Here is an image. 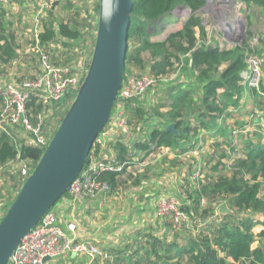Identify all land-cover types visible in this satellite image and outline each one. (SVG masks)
Wrapping results in <instances>:
<instances>
[{"label":"trees","instance_id":"trees-1","mask_svg":"<svg viewBox=\"0 0 264 264\" xmlns=\"http://www.w3.org/2000/svg\"><path fill=\"white\" fill-rule=\"evenodd\" d=\"M17 1L7 0L6 5L0 4V73L19 87L25 77L38 70L39 61L24 51L27 40L23 36L19 39L7 20L13 10L10 9L11 3ZM98 1L93 0L91 4L96 14ZM238 1L247 9L260 8L264 16V0ZM205 3L206 0H132L123 79L131 64L139 68L138 72L155 78V101L125 99L127 131L118 130V135L107 139L105 146L100 145L97 138L108 126L109 119L93 142L84 166L88 165L92 153L105 162L113 163L114 159L123 164L121 171L93 173L97 180L109 185L110 193H114L118 191L121 175L131 160L128 141L133 134V148L146 154L162 147L175 150L177 155L198 148L201 150L200 159L188 154L191 159L187 163V177L196 182L193 185L187 180L188 187L183 188L185 198L182 205L188 222L191 221V226L186 222L184 227L188 234L176 236L178 231L174 228L170 229L174 233L170 236L141 230L142 236L149 241L146 246L140 245L130 252V242L122 248L98 247L109 255H96L92 264H142L143 256L146 257L145 264H264V126L259 120L262 131H245L242 127L246 122L242 124L234 120L233 113V109L241 105L245 87L252 90L256 107L264 106V82L261 80L260 89L255 90L245 84L241 76L247 67L245 52L249 50L251 31L248 30L246 39L231 47H221L215 41L211 43L198 14ZM178 6L190 9L181 28L169 32L164 39H152L162 33L166 25L175 24L173 13ZM87 9V0H81L79 4L55 0L47 10L40 40L41 43L59 44L58 50L51 54L55 65L73 67L78 63L80 44L91 27ZM54 11L61 12L60 20L55 18ZM259 43L263 47L259 54L264 57V37ZM143 53L149 55L148 60ZM17 60L21 61L18 66L14 65ZM9 69H15L16 74L8 75ZM66 98L64 100L68 103L59 115L57 125L73 96ZM58 105L42 104L33 95L28 101L30 113H43L45 119L56 113V110L49 113L47 109ZM113 109L114 106L111 116ZM171 122L175 124V134L165 130ZM142 123L145 129L141 128ZM237 128L240 131L232 134ZM14 133V130L9 134L0 133V219L25 180L19 164L27 165L30 173L44 149L26 144L16 147ZM208 142L212 144L209 146ZM240 142L243 143L241 153H236ZM197 169L200 174L204 171L205 174L211 172V175L205 179L202 176L192 178ZM65 195L68 193L60 198ZM88 197L91 196L83 199ZM202 199H205L203 205ZM221 204L225 205L227 212L217 211ZM255 225L261 226L260 231H253Z\"/></svg>","mask_w":264,"mask_h":264},{"label":"built area","instance_id":"built-area-1","mask_svg":"<svg viewBox=\"0 0 264 264\" xmlns=\"http://www.w3.org/2000/svg\"><path fill=\"white\" fill-rule=\"evenodd\" d=\"M23 1L31 7V12L27 17H23L26 25L24 27L21 26L18 34H21L27 40L24 51L37 57L39 68L34 74L25 77L20 82L19 87L14 82L8 81L0 76V133L9 134L11 130H14L13 142L16 147H19L21 144H26L45 148L51 137L50 135L45 136L43 133L45 115L37 112L34 119L28 115V111H30L28 108L30 96L33 95L37 101L45 105L51 103L61 104L67 96H74L86 73L93 44L87 58L84 55L83 48H81L79 51L78 65H75L76 67L55 65L53 63L54 58L51 57V54L56 49L58 50L59 44L54 42L41 43L40 40L46 12L55 0ZM92 1L87 0V10L90 11L91 28H93L94 24L95 29L98 13L96 14L93 11ZM69 2L71 4H79L81 0H69ZM0 4L6 5L7 0H0ZM224 40L226 41L227 39L224 38ZM253 41L258 42L256 38ZM249 50L251 51L248 52L245 58L247 67L241 72V76L245 84L255 90H259L262 78L261 66L264 63V57L256 52L254 46H250ZM156 84L157 81L155 78L140 72L130 74L122 80L113 105L112 116L110 113L109 123L112 124V128L109 129L108 124L105 130L98 136L97 142L100 145L105 146L107 139L118 135V130H124L123 132L127 131L123 101L129 98H136L139 101L143 100L144 94L148 90L155 88ZM56 109L57 107L47 110L49 113H54ZM108 129L110 131L113 130V133H108ZM236 130L238 128L233 130L232 134L236 133ZM19 131L22 132L20 136ZM200 151L198 148H195L188 152V154H191V156L199 160ZM112 161L113 163L105 162V160L99 159L97 155L92 153L88 165L84 167V164L79 175L71 183L67 191V198L77 202L86 196L105 194L109 189V185L104 181L97 180L93 176V173L107 170L121 171L123 164H119L114 159ZM19 170L23 178L29 175L30 168L27 165L21 163ZM198 176H201V174L197 169L192 173L191 177L195 178ZM91 192H94V194L88 195ZM204 203L205 199H202L201 204L203 205ZM156 215L167 218V222L173 224L175 231H179L183 224L189 221V218L187 221V214L183 209L182 203L175 196L158 198L156 201ZM69 227L73 229L74 225L70 224ZM70 251L84 252L90 256V260L98 254L109 255L108 252H102L92 242H73L68 240L63 229L57 223L55 212L53 209H49L41 220L23 237L8 264H46L47 260L45 258L60 257Z\"/></svg>","mask_w":264,"mask_h":264},{"label":"water","instance_id":"water-1","mask_svg":"<svg viewBox=\"0 0 264 264\" xmlns=\"http://www.w3.org/2000/svg\"><path fill=\"white\" fill-rule=\"evenodd\" d=\"M180 8L184 6L175 9ZM131 9L132 0L98 1L86 73L40 158L0 219V264L9 263L23 237L68 191L110 118L123 80ZM165 130L175 134V124H167ZM227 211L224 204L219 206L220 213Z\"/></svg>","mask_w":264,"mask_h":264},{"label":"crops","instance_id":"crops-1","mask_svg":"<svg viewBox=\"0 0 264 264\" xmlns=\"http://www.w3.org/2000/svg\"><path fill=\"white\" fill-rule=\"evenodd\" d=\"M10 9H13L11 10V14L20 13L19 28L16 27L17 22L11 20L10 15H7V20L11 24L10 28L15 30L19 39H22V35L18 34V31H20L21 26L24 27L26 25L23 17L28 16L31 12V7L23 0H18L17 3H11ZM207 35L211 43L215 41L220 45L219 39L215 40L217 37L213 39L208 32ZM9 70L8 75L16 74L15 70ZM0 76L5 78L4 74L0 73ZM151 90L153 91V89ZM252 93L250 88L245 87L241 99V109L239 112L233 109L234 120L242 124L246 122V125L243 126L245 131L251 130L250 128L253 127V124L259 125V121H248L246 117V111L248 113L251 112L253 106L256 105ZM108 133H113V130L110 131L108 129ZM131 137L134 138V134ZM133 138H130L128 141L131 160L129 161L130 163L127 162V167L121 175L120 179L122 183H120L117 192L110 193V191H107L105 194L91 196L79 202L72 201L65 195L53 205L57 223L63 229L68 240L73 242L89 241L103 249L122 248V246L116 245L120 241L113 242L112 239H125L129 237L131 231L134 229L132 226L133 222L139 224L140 230L153 233V200H157L163 196H175L171 192L173 182L176 180L183 183L182 179L184 178L185 186L189 173L186 167L191 156L188 158V154L177 155L175 154V150L169 148H166L162 152L165 156L160 155V151L165 147L159 148L154 152L150 150L147 154L144 151H136L132 146ZM110 139L113 138L110 137ZM151 148L153 149V147ZM153 160L157 162L153 163ZM163 161L165 163H161ZM161 164L170 165L169 168H166L169 170L177 168L180 165L182 172L180 176L177 175L174 178L169 176L164 182L163 176L154 182L153 168H157ZM172 171L177 172L176 170ZM173 175L174 173H172V177ZM136 179H138V182H136ZM175 190L181 196L184 195L181 186H176ZM92 194L94 192L88 195ZM110 220L111 222L109 223ZM117 223H126L128 226H117ZM70 224L74 225L73 229L69 227ZM112 225L114 228H112ZM144 225L145 229H141ZM260 229L261 226L257 228V232ZM46 264H92V262L90 256L86 253L70 251L66 255L49 258Z\"/></svg>","mask_w":264,"mask_h":264},{"label":"rangeland","instance_id":"rangeland-1","mask_svg":"<svg viewBox=\"0 0 264 264\" xmlns=\"http://www.w3.org/2000/svg\"><path fill=\"white\" fill-rule=\"evenodd\" d=\"M87 7H88V4H87ZM189 14H190V12L186 8L175 9L174 13H173V17L176 20L175 24L166 25L164 31L157 36H153L152 39H164L168 35L169 32L177 30L182 25V23L187 19ZM198 14L202 18L203 26L205 27L208 34L210 36H212L213 39L215 37H217V38H215V40L219 39L218 41L220 42L221 47H231L234 44H237V43L241 42L242 40L246 39L247 32L249 30V31H251V37L249 39V48H250V46H254L257 53H259L260 49L262 50L263 47L261 46V44L259 42H260V38L264 37V16H263L262 10L260 8L253 7V8L247 9L245 7V5L238 0H206L205 5L203 6L202 10H200L198 12ZM82 15H83V13H82ZM54 16L57 20H60L61 19V12L60 11H54ZM19 17H20L19 12L13 13L10 15L11 20L13 22H17V25H16L17 28H19ZM91 24H92V21H91ZM228 24H229L231 29H228V27H227ZM95 31L96 30L94 29V24H93V28H91L89 26V30L85 33V39L80 44V48H83L84 55L86 58L90 54V49L92 47V41L94 39L93 37L95 36ZM24 36H26V35H24ZM224 38H226L227 40L225 41ZM255 38L257 39L258 42L253 41V39H255ZM250 41H251V43H250ZM130 42H132V40ZM130 42H129V48H130V50H132L133 49L132 43H130ZM250 51L251 50H247L245 52V58H246L248 52H250ZM142 55L146 60L149 59V55L147 53H143ZM260 55H262V54H260ZM20 64H21L20 60H17V62L14 63V65H16V66H18ZM79 64H82V63H79ZM31 65L32 64H29V66H31ZM13 70H15V69H13ZM128 70L129 71L125 77L129 76L130 74L139 73L138 71H140L139 68L137 66H135L134 64H131V66L128 68ZM261 76H262L261 80H262V82H264V66L263 65L261 66ZM153 96H155V93H153L152 90H148L144 94L145 101H147L149 99L153 100ZM252 100H253V97H252ZM153 101H155V100H153ZM153 101H152V103H153ZM67 103H68V100L62 101V103L57 106L55 115L48 116L45 119V126H44V132H43L45 136L50 135L54 126L57 125V119H58L59 115L62 113V111L64 110ZM240 109H241V106L236 108L235 111L239 112ZM251 112H249L250 113L249 114L248 111H246V117L248 118V121L254 120L256 122V121L260 120L261 125L264 126V106H257L256 107V105H254L253 110ZM115 116H116V113H115ZM143 123L140 124V126L142 129H145V125ZM108 124H109V129L112 128V124H110V123H108ZM260 127H261L260 125H258V126L253 125V127H251L250 129H251V131H254V132H260V131H262L260 129ZM122 131H124V130H122ZM21 134H22V132L19 131V136ZM211 144H210V142H208L209 146ZM241 145H243L242 142H240V146L238 147V150L236 151V153H241V150H240V148L242 147ZM164 150H166V148H164L160 151V153H161L160 155H164L162 153ZM156 162L157 161L153 160V163H156ZM161 163H165V162L163 161ZM165 165H167V166H165ZM163 166H165V167H163ZM169 167H170V165H168V164H161L157 168H153V178L155 177V179H153V181L156 182V180L161 178L162 176H163L162 177L163 182L166 181V179L169 178V176L171 178H174L177 175L180 176V173L182 172L180 170V165H178L177 168L172 169V170H176L178 172V174H177V172L166 169ZM186 168L188 169V167H186ZM172 173H174L173 177H172ZM210 175H211V172L209 174H205L204 171H203V173H201V176L204 179H205V176L208 177ZM184 177H185V174H184ZM178 179H180V178L178 177ZM187 180L190 181L189 178ZM182 181H183V183H181L178 180L173 182L171 194L175 195L180 200V202L183 204L182 200L185 198V196L184 195L181 196L180 193H178L175 190L176 186H181L182 188L188 187V185L186 183L184 186V178L182 179ZM190 182L194 185V183L196 181L193 180ZM156 201L157 200H153V233L155 232L159 236H163L164 234L165 235L168 234V236H170L169 234L174 235V233H172V231L170 230L173 228V224L172 223L167 224L166 223L168 221L167 218L160 217V216L156 215ZM217 211L219 212V207L217 208ZM1 214L2 213L0 211V216H1ZM187 221H188V216H187ZM110 222H111V220L109 221V223ZM124 225L128 226V224H126V223H121V224L117 223V226H124ZM186 225L191 226V221L188 222ZM132 226L134 227V229H133V231H131V234L129 237H127L125 239H121V238H119V239L113 238L112 239L113 242L120 241L116 245H119L122 247H125L126 245H128L129 242L132 243V246H130L128 249L129 252L134 248L136 249L140 245L146 246V244L149 243L147 238H145V236H142V231L140 230L139 224H137L136 222H133ZM184 227H185V224L177 233H175L176 236L182 237V236H185L186 234H188V232L185 233L186 229H184ZM258 227H259V225H255L253 227V231L257 232ZM112 228H114L113 225H112ZM141 229H145V225ZM119 233H120V231H119ZM134 237L136 238V240H134ZM134 250L132 251V253L134 252ZM145 261H146V257L143 256V258L141 259L142 264H145Z\"/></svg>","mask_w":264,"mask_h":264},{"label":"bare ground","instance_id":"bare-ground-1","mask_svg":"<svg viewBox=\"0 0 264 264\" xmlns=\"http://www.w3.org/2000/svg\"><path fill=\"white\" fill-rule=\"evenodd\" d=\"M227 27H228V29L230 28L229 24L227 25ZM28 115H29L30 117H35V115H33L32 113H30V111H28ZM91 193H92V192H91ZM88 194H90V193H88Z\"/></svg>","mask_w":264,"mask_h":264}]
</instances>
